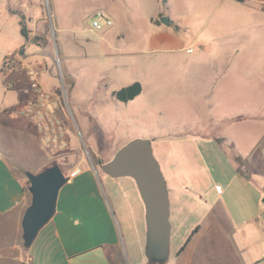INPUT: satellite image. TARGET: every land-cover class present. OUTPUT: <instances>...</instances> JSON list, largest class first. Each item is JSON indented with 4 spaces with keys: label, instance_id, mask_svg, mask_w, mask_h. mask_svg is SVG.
Returning <instances> with one entry per match:
<instances>
[{
    "label": "rangeland",
    "instance_id": "1",
    "mask_svg": "<svg viewBox=\"0 0 264 264\" xmlns=\"http://www.w3.org/2000/svg\"><path fill=\"white\" fill-rule=\"evenodd\" d=\"M167 1L165 4L163 0H51V9V4L48 8L44 0L41 13L44 20L35 23L30 21L31 15L26 12H18L19 17H15L0 0V119L15 118L11 110L31 96L29 73L39 72V83L50 101L48 112L65 125L70 148L55 158L43 149L47 156L41 158L28 152L30 143L25 137L30 141L37 140L32 128L27 130L28 135L1 125L0 143L16 151L13 165L27 182V174L17 162H27L32 166L30 170L36 169L46 159L51 164L57 162L67 178L77 165L81 169H94L118 226L123 264L149 262L145 252L146 232L137 224L139 218L131 224L123 218L116 203L121 193L128 209L137 212L134 201L140 205L141 198L138 193H131L130 189L134 191L136 187L134 180L124 177L111 179L102 171L103 164L135 139L150 141L154 156L160 163L165 134L171 127H176L174 133L187 131V136L212 130L207 136L215 138L221 129L227 127L222 124V116L253 112L264 117V12L256 3L258 0H246L244 3L231 0ZM220 1H223L221 8H226L229 16L251 19L247 33L234 36L233 32L224 33L217 28L218 24L212 22L214 17L210 16L219 13L215 9ZM260 1L264 3V0ZM99 11H104L112 22L110 29L97 31L93 28L94 16ZM155 12H161L162 17L169 20L179 21L186 30H175L174 25L172 30L179 31L193 49L204 44L230 49L240 47L242 69L238 79L251 83L248 85V99L241 97L237 103L230 104V110L223 101L207 100L198 95L193 86L185 91L182 80L175 81L169 74L167 57L156 58L158 56L147 47L151 31L149 18ZM202 19L210 21L206 29V26L202 29ZM22 24L27 28L28 39L21 33ZM35 35L37 44L32 42ZM194 41L196 45L192 43ZM6 60L9 67L2 71ZM154 62L159 67L153 68ZM138 81L144 84L145 91L134 107L129 108L126 103L111 97L113 91ZM206 87L210 88L208 84ZM242 89L238 86L239 91ZM263 131L264 120H259L234 125L231 134L234 137L245 133L246 148L240 150L243 155L251 141ZM219 153V168L230 180L232 168L228 151L223 148ZM3 155L9 159L7 154ZM260 173L255 178L264 181V175ZM242 194L245 198L246 194ZM143 209L141 205L142 217ZM204 215L203 212L190 213L188 209L178 214V218L173 213L169 258L180 253L189 239H193L196 229L205 225L201 220ZM212 234L208 230L204 241L212 239ZM22 237L25 243L24 235Z\"/></svg>",
    "mask_w": 264,
    "mask_h": 264
},
{
    "label": "crops",
    "instance_id": "2",
    "mask_svg": "<svg viewBox=\"0 0 264 264\" xmlns=\"http://www.w3.org/2000/svg\"><path fill=\"white\" fill-rule=\"evenodd\" d=\"M223 1L216 4L215 12L219 13L210 16L214 17L212 22L215 21L217 28L224 33L233 32L234 36L247 33L251 19L229 16L228 10L221 8ZM256 3L262 10L263 1L258 0ZM3 4L15 17H19L18 12H26L31 15V22L44 20L41 14L44 11V0H3ZM45 4L50 8L51 0H45ZM160 17L161 12L150 15L151 31L147 47L158 56L156 58L167 57L169 74H172L175 81L182 80L185 91L193 86L198 95L207 100L223 101L229 105L230 110V104L237 103L241 97L248 99V85L251 83L238 79L242 69L240 47L230 49L204 44L193 49L187 45L181 33L175 31L186 30L179 21L170 18L168 26L160 21ZM202 22V29L209 27V19H202ZM172 25L175 30H172ZM198 36L196 41L199 40ZM152 66L159 67L157 62L152 63ZM207 84L210 88L206 87ZM142 85L143 91L134 100L129 103L117 101L126 103L129 108L134 107L145 91ZM238 86L243 88L242 91L238 90ZM114 92L111 93L112 98H115ZM254 114L233 113L222 116V124L227 127L221 129L215 138L207 136L212 130L187 136V131L174 133L176 127H171L169 133L165 134L160 163L168 186L171 219L173 213L178 218V214L187 209L190 213L205 214L201 216L205 225L196 230L184 250L175 257L170 256L165 264H256V261L264 259V181L255 178L259 172L264 175V131L251 141L243 155L240 150L246 148L245 133L234 137L231 134L234 125L264 120L263 115ZM14 119L1 117V127L20 133H27V130L33 128L23 118ZM33 132L37 140L30 141L25 137L30 143L28 152L43 158L47 156L43 149H47L36 132ZM223 148L230 157V180L223 176L224 170L219 168V152ZM15 153L14 149L0 143V264H123L118 226L112 207L101 190L98 173L94 169H81L79 165L70 174L76 169H81V173L74 178L70 177L67 185L60 190L53 219L40 230L35 242L29 248L25 247L21 225L32 199L25 191L28 184L26 178L13 165L17 158ZM47 153L57 157L49 151ZM3 154H7L9 159ZM17 164L25 172L37 174L50 167L51 161L46 159L36 169H32L36 171L30 170L32 166L27 162ZM253 178L258 181L253 182ZM127 180L133 181L131 178ZM137 189L136 185L134 191L130 189L131 193H138ZM242 193L246 194L245 198ZM140 200V205L134 201L139 212L128 209L125 196L121 193L116 203L124 219L133 224L134 219L139 218L137 224L146 232L145 206ZM141 205L144 207L143 217ZM208 230L213 232V238L204 241ZM223 249H227L225 253Z\"/></svg>",
    "mask_w": 264,
    "mask_h": 264
},
{
    "label": "water",
    "instance_id": "3",
    "mask_svg": "<svg viewBox=\"0 0 264 264\" xmlns=\"http://www.w3.org/2000/svg\"><path fill=\"white\" fill-rule=\"evenodd\" d=\"M161 22L170 25L168 17H162ZM101 169L112 179L124 177L135 181L145 206L146 257L149 263L165 264L169 259L172 229L171 203L162 167L154 156L152 143L145 139L131 141L119 149ZM26 174L31 184L29 193L32 202L25 210L21 227L24 245L29 248L40 230L53 219L60 190L70 179L60 165L46 168L37 174Z\"/></svg>",
    "mask_w": 264,
    "mask_h": 264
},
{
    "label": "built area",
    "instance_id": "4",
    "mask_svg": "<svg viewBox=\"0 0 264 264\" xmlns=\"http://www.w3.org/2000/svg\"><path fill=\"white\" fill-rule=\"evenodd\" d=\"M107 27L111 28L112 22L104 11L96 12L93 28L101 31ZM29 77L32 82L30 99L12 113L16 118H23L28 121L47 151L54 156L63 154L70 148L69 136L65 126L62 121L48 112L50 101L39 83V72L33 71L29 73ZM81 171V169L74 170L70 177L78 176ZM256 264H264V259Z\"/></svg>",
    "mask_w": 264,
    "mask_h": 264
},
{
    "label": "trees",
    "instance_id": "5",
    "mask_svg": "<svg viewBox=\"0 0 264 264\" xmlns=\"http://www.w3.org/2000/svg\"><path fill=\"white\" fill-rule=\"evenodd\" d=\"M236 1L237 2H240V3L245 2V0H236ZM163 2L166 4L167 3V0H163ZM262 10L264 11V4L262 5ZM159 23H160V21H159ZM21 33L24 35V37H26V39H28L27 28L24 25L22 27ZM32 42L35 43V44H37V38H34L32 40ZM7 67H9V61L8 60L5 61L4 68H2V71H5ZM141 91H143V85H142V83L141 82H135L134 84H132V85H130L128 87L126 86V87L122 88L121 90L114 92L113 95H114V97L117 100H119L121 102L129 103L130 101L134 100L137 96H139L141 94ZM21 105L22 104H20L19 106H21ZM19 106H17L16 108H18ZM16 108H13L11 110V112H13ZM56 165H59V163L53 162L50 165V167H53V166H56ZM46 168L48 169L49 167H46ZM46 168H44V169H46ZM69 179H70V177H69ZM29 186H31V184L28 181L27 186H25V191H26L27 194H30L29 193ZM190 240L191 239H189V241ZM184 248H182L181 251L184 250ZM149 264H155V263H149ZM157 264H161V263H157Z\"/></svg>",
    "mask_w": 264,
    "mask_h": 264
}]
</instances>
